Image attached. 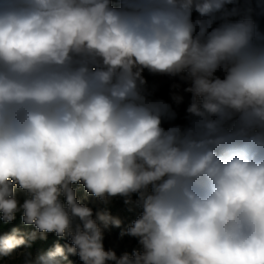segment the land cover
<instances>
[{"label": "clouds", "instance_id": "clouds-1", "mask_svg": "<svg viewBox=\"0 0 264 264\" xmlns=\"http://www.w3.org/2000/svg\"><path fill=\"white\" fill-rule=\"evenodd\" d=\"M260 16L264 0H0V220L33 228L0 234V261L55 233L17 264H264ZM145 71L191 94L186 124ZM79 186L141 210L120 233L141 249H105L122 221Z\"/></svg>", "mask_w": 264, "mask_h": 264}, {"label": "rangeland", "instance_id": "rangeland-1", "mask_svg": "<svg viewBox=\"0 0 264 264\" xmlns=\"http://www.w3.org/2000/svg\"><path fill=\"white\" fill-rule=\"evenodd\" d=\"M195 15V14H194ZM257 22L260 26V30L264 32V16L257 17ZM144 77L147 81V91L152 94V98L161 99L171 105L172 110L176 113V119L173 121L175 124L184 125L187 123L186 109L191 103V94L182 92L183 87H187L186 84H181V92L183 95V101L179 104L175 103L171 99V93L173 91V83H180L178 78H170L166 75H153L147 71L144 72ZM168 125L165 124V127ZM137 197L133 195L132 200L135 201ZM82 202L91 207L94 211H100L107 209L113 216L119 217L122 221L120 227L110 225L108 228L103 229L104 231V247L105 249H114L117 256L122 255L124 252L132 253L134 249H138L134 246V237L125 235L121 237L120 233L126 229L140 214V209L131 205H126L123 198L117 197L112 198L109 203L104 204L89 193L85 194L82 198ZM103 228V226L101 225ZM6 232H10L8 229ZM21 252H30L31 257L34 259L36 256L41 254L38 247L25 249L23 247L16 249L13 257L5 258L0 261V264H17V261L23 260L22 256H19ZM64 264H71V258L68 257V261Z\"/></svg>", "mask_w": 264, "mask_h": 264}, {"label": "trees", "instance_id": "trees-1", "mask_svg": "<svg viewBox=\"0 0 264 264\" xmlns=\"http://www.w3.org/2000/svg\"><path fill=\"white\" fill-rule=\"evenodd\" d=\"M74 187H76V186H74ZM16 194L20 200L24 199V193L19 188L16 189ZM85 194H87V192L85 191L84 187L79 186L78 190H77V199L81 203H83L82 198ZM22 214H23L22 212L17 213L15 220L9 224H4L2 222V220H0V234L5 233L8 229H10V231H11L13 228H19L24 233H28V232L32 231L33 228L31 226H26L23 223V221L21 219ZM57 243H59L61 245L68 243L67 237L59 238L55 235V233H50V234H48L47 239L37 240L32 245L31 248L38 247L40 252L44 253V252H47L49 249H51ZM134 246H137L138 250L141 249V246L139 245L138 240L136 238L134 239ZM70 258H71V264H82V262L80 261L78 256L70 255Z\"/></svg>", "mask_w": 264, "mask_h": 264}]
</instances>
